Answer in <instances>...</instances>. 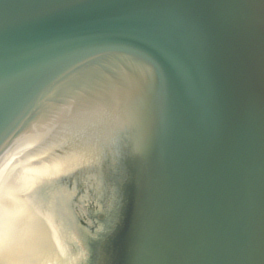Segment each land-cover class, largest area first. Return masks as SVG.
<instances>
[{
  "label": "water",
  "instance_id": "obj_1",
  "mask_svg": "<svg viewBox=\"0 0 264 264\" xmlns=\"http://www.w3.org/2000/svg\"><path fill=\"white\" fill-rule=\"evenodd\" d=\"M37 127L117 171L83 264H264V0H0V158Z\"/></svg>",
  "mask_w": 264,
  "mask_h": 264
},
{
  "label": "bare ground",
  "instance_id": "obj_2",
  "mask_svg": "<svg viewBox=\"0 0 264 264\" xmlns=\"http://www.w3.org/2000/svg\"><path fill=\"white\" fill-rule=\"evenodd\" d=\"M49 130L33 128L0 158V264H83L80 249L72 248L77 235L68 220L77 216L75 184L101 189L88 174L97 154L90 143L72 144L78 128L64 127L62 137L47 142ZM67 177L73 182L70 191L61 183ZM84 197L80 208L87 203Z\"/></svg>",
  "mask_w": 264,
  "mask_h": 264
},
{
  "label": "rangeland",
  "instance_id": "obj_3",
  "mask_svg": "<svg viewBox=\"0 0 264 264\" xmlns=\"http://www.w3.org/2000/svg\"><path fill=\"white\" fill-rule=\"evenodd\" d=\"M100 168H101V166H100ZM99 174H100L99 175L100 182H101V184L103 186V191H104L103 193L104 194L105 193L106 194L110 193L112 196L114 194H116L117 190H116V186H115L116 185V181H115V178H114V174H115L114 171H111L110 168H106V169L104 168V172L102 170H100ZM84 203L82 204L83 207H87L88 204L90 206V204H91V207H93V209H94V211H93V213H94L93 221L96 223V227L95 228H99V227L104 228V227H102L103 225L101 224L102 221L97 219V215H101V216L105 215L106 216V214L108 213L107 206H104L102 204L98 205L95 202L91 201V199H89V198L87 200V203H85V204ZM87 232L89 233V231H87ZM74 241L78 242L76 239H74ZM79 249L83 253L81 257L82 258H86V256L84 255L85 250L80 244H79Z\"/></svg>",
  "mask_w": 264,
  "mask_h": 264
},
{
  "label": "flooded vegetation",
  "instance_id": "obj_4",
  "mask_svg": "<svg viewBox=\"0 0 264 264\" xmlns=\"http://www.w3.org/2000/svg\"><path fill=\"white\" fill-rule=\"evenodd\" d=\"M114 173H117V171L115 170ZM105 195H106V193H105ZM107 196H108V199L111 200V203H109V205H107L109 207L107 215L106 216L105 215H103V216L97 215V219L102 221L101 224L103 225L105 232L107 231L106 230L107 228H110V224H112L114 222L115 217H116L117 208L119 207V197H117L116 194H114L112 196L109 193V194H107ZM88 197H90L91 201H92L93 195L89 194ZM113 198L115 200L112 201ZM102 205L105 206V203L102 202ZM91 212H92V207H91V204H90V206L87 208V214L88 215L83 216L81 222L85 223L86 221H88L89 218H90V213ZM93 238L94 237H91V239H93ZM93 243H94V241L93 242L92 241L89 242V246H88V251L91 253L92 257L94 255L93 253H94V248H95V245Z\"/></svg>",
  "mask_w": 264,
  "mask_h": 264
}]
</instances>
